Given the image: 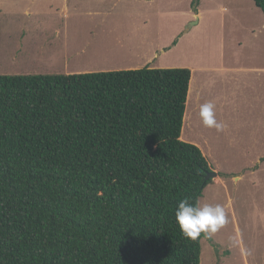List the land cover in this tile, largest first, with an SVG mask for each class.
<instances>
[{"label": "trees", "instance_id": "trees-1", "mask_svg": "<svg viewBox=\"0 0 264 264\" xmlns=\"http://www.w3.org/2000/svg\"><path fill=\"white\" fill-rule=\"evenodd\" d=\"M192 75L0 76V264H201L174 215L212 182L181 139Z\"/></svg>", "mask_w": 264, "mask_h": 264}, {"label": "rangeland", "instance_id": "rangeland-1", "mask_svg": "<svg viewBox=\"0 0 264 264\" xmlns=\"http://www.w3.org/2000/svg\"><path fill=\"white\" fill-rule=\"evenodd\" d=\"M145 1L155 11L109 15L106 24L122 26L110 36L146 34L153 45L172 38L170 51L151 67L193 72L181 139L197 145L218 174L200 204L222 206L226 221L202 240L201 264H264V12L253 0ZM84 4L0 0V76L87 73L81 70L87 59L92 72L107 68L109 57L100 63L84 54L101 22ZM74 45L79 55L68 56ZM206 103L214 105L221 130L204 126Z\"/></svg>", "mask_w": 264, "mask_h": 264}, {"label": "crops", "instance_id": "crops-1", "mask_svg": "<svg viewBox=\"0 0 264 264\" xmlns=\"http://www.w3.org/2000/svg\"><path fill=\"white\" fill-rule=\"evenodd\" d=\"M84 2V9L86 10V14H92L93 17L94 15L98 16L95 18V20H97L98 18L99 21H101L98 25H96V28L93 31L94 33L92 32L91 35L92 40L86 46V51L84 53L86 59L90 58L93 61L95 60L96 62L108 63V61L106 60L109 57L111 63L107 66V68L97 67V71L107 72L118 70H136L145 67L152 68L151 65L159 60L160 55L170 51V43L172 41V38H170L168 43H157L156 45H153L147 42V39L149 38L146 34H144L143 36L140 35L139 37H134L130 33L121 35V37L110 36L119 33L122 26H117L114 31L110 23L106 24L108 22L107 17L109 15L116 14L127 16L128 14H134L136 18H139L147 11H155L151 3H148L146 1L141 2V0H114V3L111 6L107 7L108 0H84ZM142 3L145 5V9H143V6H141ZM196 15L193 16H196V18L199 20L200 14L198 9ZM79 48L80 47H78L77 45H74L69 51V54L67 53V55H79L77 54ZM86 61L89 64L85 65V67H82L81 70L89 72L94 71L95 68L90 67L92 61L88 59ZM159 68L165 67L159 66ZM196 90L194 89L193 91L197 95L200 92Z\"/></svg>", "mask_w": 264, "mask_h": 264}, {"label": "clouds", "instance_id": "clouds-1", "mask_svg": "<svg viewBox=\"0 0 264 264\" xmlns=\"http://www.w3.org/2000/svg\"><path fill=\"white\" fill-rule=\"evenodd\" d=\"M201 119L205 127H215L221 130L214 115V105L206 103L201 106ZM175 222L181 235L188 240L195 241L201 234L212 236L225 224L224 209L220 205L212 206L193 202L191 198L181 199L175 209Z\"/></svg>", "mask_w": 264, "mask_h": 264}, {"label": "water", "instance_id": "water-1", "mask_svg": "<svg viewBox=\"0 0 264 264\" xmlns=\"http://www.w3.org/2000/svg\"><path fill=\"white\" fill-rule=\"evenodd\" d=\"M197 23H198V21L194 22L193 24H197ZM216 177H218V174L216 172H210L206 176V181L212 180L213 178H216Z\"/></svg>", "mask_w": 264, "mask_h": 264}]
</instances>
